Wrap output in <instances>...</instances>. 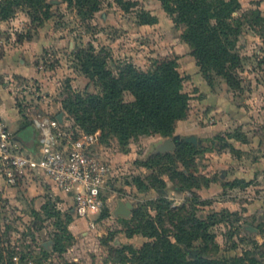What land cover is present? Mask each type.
<instances>
[{
  "label": "rangeland",
  "instance_id": "rangeland-1",
  "mask_svg": "<svg viewBox=\"0 0 264 264\" xmlns=\"http://www.w3.org/2000/svg\"><path fill=\"white\" fill-rule=\"evenodd\" d=\"M137 1L126 10L114 0H103L101 11L82 19L64 0H48L50 19L34 21L24 8L0 18V116L5 121L1 107L12 105L21 128L33 126L38 136L34 120L55 119L61 113L65 131L87 134L68 118L63 105L69 96L97 91L76 58L90 44L115 72L130 63L148 71L157 58L176 55L190 97L189 115L172 136L154 134L124 143L112 135L101 142L100 131L89 134L95 139L94 151L117 172L101 212L79 216L72 197L40 175H26L9 186L0 173L4 264H136L134 252L155 240L144 234L150 228L141 226L149 220L173 243L182 235L179 227L197 232V221L209 222L206 239L180 244L186 260L200 255L226 257L229 264L234 257H243L244 264L252 259L264 263V0H239L241 9L232 18L241 24L235 87L215 73H202L192 47L183 41V27L159 0ZM142 11L157 21L142 24ZM23 66L26 74L18 72ZM126 100L134 97L126 93ZM176 136V143L196 138V143L189 142L196 151L151 159L163 139ZM120 202L132 205L129 215L117 214ZM57 212L70 236L61 256L52 253L58 230V215L52 214Z\"/></svg>",
  "mask_w": 264,
  "mask_h": 264
},
{
  "label": "trees",
  "instance_id": "trees-1",
  "mask_svg": "<svg viewBox=\"0 0 264 264\" xmlns=\"http://www.w3.org/2000/svg\"><path fill=\"white\" fill-rule=\"evenodd\" d=\"M69 7H75L82 19L93 17L102 10L103 0H64ZM129 10L138 5L137 0H114ZM165 11L173 17L177 26L183 27V41L192 47V55L202 73H215L224 77L229 86L239 84L236 69L241 64L236 42L241 33V24L232 18L241 9L239 0H159ZM18 8L27 9L33 20L44 21L52 16V4L48 0H0V18L6 20L15 14ZM250 13V12H249ZM253 13V12H252ZM259 20H263L260 12ZM142 24L157 21L147 11L140 14ZM76 58L84 73L90 78L95 92L78 93L74 98L69 96L63 105L68 118H74L87 134L98 131L100 141L106 142L111 135L121 142L139 140L144 136L161 134L172 136L179 121L189 115V94L184 91V76L179 70L176 55H165L154 61L151 70L138 69L134 64H126L117 72L109 67L106 57L95 51L93 45L80 49ZM130 93L133 101L126 100ZM28 127V126H27ZM26 128V127H25ZM195 146L189 142L176 143L173 153L163 155L172 158L182 157L184 152L193 153ZM155 155L151 159L161 157ZM182 175V174H181ZM185 186H179L184 190ZM54 232L53 254L63 255L64 240L69 239L67 226L60 218ZM197 232L179 227L182 235H176L177 243L160 232L159 226L147 221L142 229L150 228L144 234L154 237L150 243L134 252L136 264H229V258H210L198 256L194 260H186L180 244L191 245L194 239L207 238L209 222L197 221ZM147 227V228H146ZM203 229V232H199ZM183 233L190 235L187 240ZM44 257L50 253L40 249ZM23 259V258H22ZM233 264H244L243 257L232 258ZM6 261L5 253L0 250V264ZM43 264L42 260H37ZM27 264V263H26ZM54 264V263H51ZM56 264H78L71 261ZM248 264H264L255 259Z\"/></svg>",
  "mask_w": 264,
  "mask_h": 264
},
{
  "label": "built area",
  "instance_id": "built-area-1",
  "mask_svg": "<svg viewBox=\"0 0 264 264\" xmlns=\"http://www.w3.org/2000/svg\"><path fill=\"white\" fill-rule=\"evenodd\" d=\"M34 122L40 136L38 149L31 153L0 116V173L6 184L16 186L26 175H40L72 197L79 216L103 211L117 172L94 151V137L65 131L58 117Z\"/></svg>",
  "mask_w": 264,
  "mask_h": 264
},
{
  "label": "crops",
  "instance_id": "crops-1",
  "mask_svg": "<svg viewBox=\"0 0 264 264\" xmlns=\"http://www.w3.org/2000/svg\"><path fill=\"white\" fill-rule=\"evenodd\" d=\"M21 49H25L24 46H20ZM19 73H27V68L23 66V68L19 69ZM15 108L8 106L6 108L1 107V113L3 114L4 118L6 119L5 122L8 128L16 135V138L28 152H36L39 146V136L38 131L33 127L30 126L28 128H21L20 123V114L16 112ZM16 113V114H14ZM10 124L13 125V129L10 127Z\"/></svg>",
  "mask_w": 264,
  "mask_h": 264
},
{
  "label": "water",
  "instance_id": "water-1",
  "mask_svg": "<svg viewBox=\"0 0 264 264\" xmlns=\"http://www.w3.org/2000/svg\"><path fill=\"white\" fill-rule=\"evenodd\" d=\"M58 120L63 123L64 122V113H61L58 115ZM179 139V136H176L175 138H165L162 140L161 143H159L154 150L155 154L159 153H168V152H174L176 149V141ZM187 142H194L196 143V138H188L186 139ZM132 205L130 203H124L120 202L119 209L117 210V214H123V215H129L131 213Z\"/></svg>",
  "mask_w": 264,
  "mask_h": 264
},
{
  "label": "flooded vegetation",
  "instance_id": "flooded-vegetation-1",
  "mask_svg": "<svg viewBox=\"0 0 264 264\" xmlns=\"http://www.w3.org/2000/svg\"><path fill=\"white\" fill-rule=\"evenodd\" d=\"M159 154H165V153H159ZM153 155H158V154H155V153H154ZM118 209H119V208H118ZM195 258H196V256H195Z\"/></svg>",
  "mask_w": 264,
  "mask_h": 264
}]
</instances>
